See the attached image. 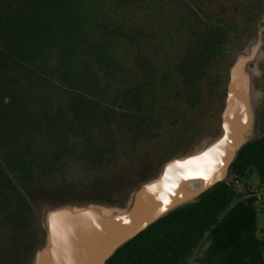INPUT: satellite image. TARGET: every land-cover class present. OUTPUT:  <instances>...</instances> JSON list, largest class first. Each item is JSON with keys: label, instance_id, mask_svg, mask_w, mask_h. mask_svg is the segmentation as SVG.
<instances>
[{"label": "rangeland", "instance_id": "rangeland-1", "mask_svg": "<svg viewBox=\"0 0 264 264\" xmlns=\"http://www.w3.org/2000/svg\"><path fill=\"white\" fill-rule=\"evenodd\" d=\"M237 5L250 7L247 35L226 47L217 86L203 82L213 86L200 90L199 107L187 109L183 96L189 92L181 88L188 87L175 69L191 32L201 18L228 22L232 17L223 8ZM26 6L24 0H0V16L17 17ZM63 9L19 59L6 52L8 37L0 36V51L9 56L0 57V166L13 180L12 162L32 172L23 192L30 206L26 218L10 220L0 188V264L32 263L46 244L45 207L95 199L123 207L162 161L216 136L234 55L264 25V0H64ZM261 55L253 85L256 113L263 115L264 45ZM166 72L171 80L161 81ZM134 88L143 97L131 98ZM260 127L255 125L254 137L264 132ZM234 178L226 184L235 195L262 187L252 169L237 185ZM256 206L262 237L264 201ZM207 247L204 240L188 264H219Z\"/></svg>", "mask_w": 264, "mask_h": 264}, {"label": "trees", "instance_id": "trees-1", "mask_svg": "<svg viewBox=\"0 0 264 264\" xmlns=\"http://www.w3.org/2000/svg\"><path fill=\"white\" fill-rule=\"evenodd\" d=\"M24 1L27 6L19 16H0V36L8 37H4V49L18 59L29 50V44L41 40L50 16L64 13V0ZM192 34L194 39L187 49L190 52L178 70L189 84L196 83L204 74L225 31L197 27ZM198 35L200 37L196 41ZM7 53L0 51V57L7 61ZM165 78L166 76L161 77V81H165ZM134 89L130 94L131 98L136 100L137 97H143L139 88ZM196 99L195 91L188 94L187 102L191 104L190 101ZM256 115V125L262 124L260 129L263 131L264 114H259L258 111ZM11 166V175L16 180H31L32 172L29 167L15 162ZM249 169L255 171L260 185H264V132L256 135L239 150L230 166V176L239 180ZM7 178L8 174L0 166V188L5 187V206L10 210V220L15 222L25 218L26 205L13 182L4 181ZM237 198L239 196L235 195L230 185L217 184L194 203L172 211L147 227L118 248L105 264H188L204 240L208 242V256L219 264H264V235L257 236V202L254 198Z\"/></svg>", "mask_w": 264, "mask_h": 264}, {"label": "water", "instance_id": "water-1", "mask_svg": "<svg viewBox=\"0 0 264 264\" xmlns=\"http://www.w3.org/2000/svg\"><path fill=\"white\" fill-rule=\"evenodd\" d=\"M263 45L264 36L259 32L236 53L216 136L163 164L155 178L132 192L124 207L89 204L46 209L41 218L46 244L31 264H105L118 248L157 220L226 183L239 150L255 136L253 76Z\"/></svg>", "mask_w": 264, "mask_h": 264}, {"label": "flooded vegetation", "instance_id": "flooded-vegetation-1", "mask_svg": "<svg viewBox=\"0 0 264 264\" xmlns=\"http://www.w3.org/2000/svg\"><path fill=\"white\" fill-rule=\"evenodd\" d=\"M228 11L226 8H223L224 11L222 13H229L231 15V19L228 21V22H224L222 21L221 19H219L220 21L219 22H211L209 19H199L195 28L198 27V29H205V28H208V27H211V28H218V30H224L225 31V34L223 35V38H222V41L219 45V48L217 50V52L213 55V57L210 59L205 71H204V74H202L200 76V78H198L196 80V83L194 84H189L187 80L184 79L183 76H181L178 72V70L181 68L180 66L182 65V62L184 60L185 57L188 56V53L190 52L189 50L186 49V51L183 53V56L180 57L177 65H176V69H175V74L177 75V77L181 78L182 81L186 84V86L188 88H181V90H188L189 93H194L195 91L197 92V99L196 100H192L190 101L191 104H189L187 102V97H188V94L189 93H185L184 91V102H185V105L184 107H187V109H190V108H195L197 105L198 107L202 104V96H201V92L200 90H203V87H212L213 84H215V86H217V83H218V79H219V76H218V66H219V61L221 59H223L224 57H226V53H227V50H226V47H231V45H233L234 43H239L240 40H243L245 38V35H247V29L249 28L250 24H252V18H250V7H241V5H237V6H233V7H228ZM243 10V11H241ZM236 16H237V20H236ZM240 16L242 17L243 16V20L242 18H240ZM194 28V29H195ZM193 29V31H194ZM261 32V35L264 36V25L261 26L258 30H257V35L258 33ZM193 32H191V35H190V39H192V42H193ZM199 35L196 36V41L199 40ZM257 38V37H256ZM236 55V54H235ZM235 55H234V59H233V62L235 60ZM233 64V63H232ZM232 66V65H231ZM264 68V67H263ZM166 78H165V81H170L171 80V76L169 74V72H166L165 75ZM212 80L213 81V84L210 85V86H203V82L205 81H210ZM229 81V79H228ZM210 83H212L210 81ZM208 84V83H207ZM228 84V83H227ZM227 87V85H226ZM195 90V91H194ZM194 91V92H193ZM225 94H226V89H225ZM225 98H226V95H225ZM190 115H192V113L190 112ZM189 117V116H188ZM257 117V116H256ZM192 118V116L190 117ZM188 119V118H187ZM181 120H182V123L186 120V117L183 116L181 117ZM257 123V121H256ZM177 158V157H175ZM171 159H174V158H170L168 160H165V161H162V163L160 164V167H159V170L157 172V174L153 177H151L150 179H147L145 181H143L139 186H137L132 192H134L135 190H137L143 183L155 178L162 165L165 164L166 162H168L169 160ZM14 178V177H13ZM15 180V181H14ZM14 180L9 177L7 179H5L4 181L5 182H8V181H11L13 182V184L18 188V190L20 191L21 193V196H22V199L24 200L25 202V209L26 211L24 212V216L26 218L29 210H30V206H29V202H28V199H27V195H25L24 193V189H25V184L27 181L29 180H23V181H18L14 178ZM4 182V183H5ZM5 189V187H4ZM24 192V193H23ZM131 192V194H132ZM6 191H5V196H6ZM4 196V198H5ZM6 199V198H5ZM4 199V200H5ZM89 204H98V205H102L104 207H120V206H117V205H114V204H111L109 201L108 203L107 202H103V201H97L95 199V201H92V203H89ZM89 204H85V205H80L78 207H83V206H86V205H89ZM64 205H70L72 206L71 204L69 203H55L54 205L50 206V207H45L43 210H42V213L41 215L43 214V212L46 210V209H51V208H55V207H58V206H64ZM124 207V206H123ZM4 209H7V215L9 217V214H10V210H8V208L5 206ZM42 217V216H41ZM23 219V218H21ZM40 250V249H39ZM1 259V258H0Z\"/></svg>", "mask_w": 264, "mask_h": 264}, {"label": "built area", "instance_id": "built-area-1", "mask_svg": "<svg viewBox=\"0 0 264 264\" xmlns=\"http://www.w3.org/2000/svg\"><path fill=\"white\" fill-rule=\"evenodd\" d=\"M235 185L238 184V180L236 178H234V180L232 181ZM239 193L237 194V196H239L240 199L243 198H254L256 200L257 203L264 201V185H262L261 188L259 189H255V190H249V191H238ZM237 198V199H239Z\"/></svg>", "mask_w": 264, "mask_h": 264}, {"label": "snow or ice", "instance_id": "snow-or-ice-1", "mask_svg": "<svg viewBox=\"0 0 264 264\" xmlns=\"http://www.w3.org/2000/svg\"><path fill=\"white\" fill-rule=\"evenodd\" d=\"M195 159H199V157L195 158ZM190 162V161H189Z\"/></svg>", "mask_w": 264, "mask_h": 264}]
</instances>
